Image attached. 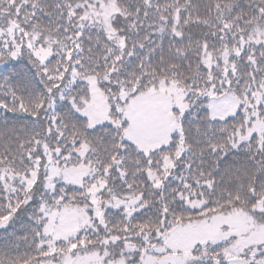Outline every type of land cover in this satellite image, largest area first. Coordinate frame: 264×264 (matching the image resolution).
<instances>
[{
	"label": "snow or ice",
	"instance_id": "6c2138e0",
	"mask_svg": "<svg viewBox=\"0 0 264 264\" xmlns=\"http://www.w3.org/2000/svg\"><path fill=\"white\" fill-rule=\"evenodd\" d=\"M0 264H264V0H0Z\"/></svg>",
	"mask_w": 264,
	"mask_h": 264
},
{
	"label": "trees",
	"instance_id": "16d2710c",
	"mask_svg": "<svg viewBox=\"0 0 264 264\" xmlns=\"http://www.w3.org/2000/svg\"><path fill=\"white\" fill-rule=\"evenodd\" d=\"M17 231L18 232H22L23 231V228L20 224L17 225Z\"/></svg>",
	"mask_w": 264,
	"mask_h": 264
}]
</instances>
